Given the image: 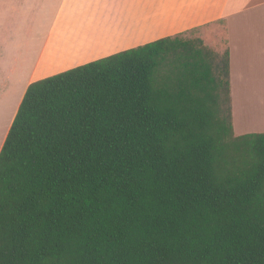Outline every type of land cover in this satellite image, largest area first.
Instances as JSON below:
<instances>
[{
    "label": "trees",
    "instance_id": "obj_1",
    "mask_svg": "<svg viewBox=\"0 0 264 264\" xmlns=\"http://www.w3.org/2000/svg\"><path fill=\"white\" fill-rule=\"evenodd\" d=\"M184 31L30 82L0 147V264H264V132L229 50Z\"/></svg>",
    "mask_w": 264,
    "mask_h": 264
},
{
    "label": "crops",
    "instance_id": "obj_2",
    "mask_svg": "<svg viewBox=\"0 0 264 264\" xmlns=\"http://www.w3.org/2000/svg\"><path fill=\"white\" fill-rule=\"evenodd\" d=\"M237 20L246 29L236 41ZM193 30H197L195 37L216 52L229 50L231 93L234 74L243 78L241 68H264V0H60L40 42L31 43L15 58L16 65L5 70L4 79L12 84L1 86L0 98L5 104L16 103L13 117L32 81ZM250 37L256 49L247 43ZM232 122L234 130L233 107Z\"/></svg>",
    "mask_w": 264,
    "mask_h": 264
},
{
    "label": "rangeland",
    "instance_id": "obj_3",
    "mask_svg": "<svg viewBox=\"0 0 264 264\" xmlns=\"http://www.w3.org/2000/svg\"><path fill=\"white\" fill-rule=\"evenodd\" d=\"M59 3L60 0H0V88L4 83L12 84L5 81V70L16 65L15 58H18L21 51L29 48L31 43L40 42L45 27ZM244 28L242 21L237 20L233 30V38L236 41L242 39ZM196 32L197 30L187 32L185 36L195 38ZM247 43H250L251 49H256L252 37ZM262 66L251 65L241 68L242 80L234 74L231 96L234 131L237 134L264 132V68ZM15 106L16 103L5 104L4 99L0 98V147L13 119Z\"/></svg>",
    "mask_w": 264,
    "mask_h": 264
}]
</instances>
